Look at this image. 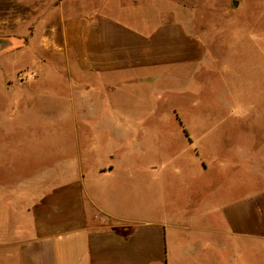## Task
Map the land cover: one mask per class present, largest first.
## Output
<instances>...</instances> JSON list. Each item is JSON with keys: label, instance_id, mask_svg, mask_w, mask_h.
Instances as JSON below:
<instances>
[{"label": "crops", "instance_id": "1", "mask_svg": "<svg viewBox=\"0 0 264 264\" xmlns=\"http://www.w3.org/2000/svg\"><path fill=\"white\" fill-rule=\"evenodd\" d=\"M19 2L26 6L19 53L44 58L40 67L27 63L24 74H32L30 65L35 81L47 67L55 75L39 95L70 107L72 148L70 155L57 150L58 163L43 174L21 180L17 200L0 197V264H264V132L248 134V151L224 144L233 129L251 128L261 101L204 106L216 125L198 133L182 126L183 149L137 145L146 108L178 101V113H170L182 125L186 110L199 105L196 94L212 95L211 84L229 76L216 70L211 37L149 4L100 0L97 9L76 4L70 15V0ZM14 18L7 16L10 26ZM184 152L200 165L188 187L172 180L182 175L175 161Z\"/></svg>", "mask_w": 264, "mask_h": 264}, {"label": "rangeland", "instance_id": "2", "mask_svg": "<svg viewBox=\"0 0 264 264\" xmlns=\"http://www.w3.org/2000/svg\"><path fill=\"white\" fill-rule=\"evenodd\" d=\"M28 3L31 0H22ZM78 1V2H77ZM122 5L133 4L154 5L169 8L170 19L180 17L185 20L187 26L194 33L210 38L208 50L217 57L218 64L216 70L230 71L229 76L224 75L218 78L219 81L211 84L212 95L201 96L196 94L194 101H198V107L194 106V112L186 110L185 121L175 122L173 113H178L174 108L168 107L169 98L165 99V107L153 106L146 108L150 111L149 117L139 116L137 124L139 137L137 145L140 147H161L167 143L172 151L179 150L183 145L182 126H191L195 132L207 130L211 126L215 115L204 114L207 105L218 104L220 101L233 98L240 100L235 103L246 107L252 101H261L262 106L258 109L257 118L250 117L251 128L237 129L230 132V148L235 150H249L251 143L249 133L260 128L264 132V0H119ZM85 3L88 8L99 7L100 0H70V15L72 8L76 4ZM26 7V6H25ZM25 7L19 0H0V197L15 199L20 188V181L30 179L36 173H42L40 169L55 165L59 159L56 154L61 149L66 155H70V107L62 104L64 102H46L40 98L39 94H45L43 90L50 79L55 75H49L51 70L46 68L44 75L37 78L34 69L28 67L30 75H25V65L31 64L34 68L42 64L43 56L38 52L19 53V48L25 43L23 41L25 28L19 25L18 17L25 15ZM8 15L14 16L13 26H10L13 19H7ZM33 29V28H32ZM11 34V35H10ZM31 47L35 51V42H31ZM27 56V57H26ZM48 63L50 59L46 60ZM50 64V63H49ZM49 71V72H48ZM216 74V73H214ZM64 81L63 74L56 76ZM215 77V76H214ZM216 81V77L214 78ZM228 80L231 82L227 87ZM34 83L43 87L31 90L9 89V84L14 83ZM214 86V87H213ZM50 93V92H49ZM55 93V92H54ZM189 94V92L187 93ZM26 95H33L32 99L23 101ZM37 95V99L34 97ZM64 95V93H63ZM203 95V94H202ZM214 99V100H212ZM151 100V99H150ZM148 102V101H147ZM178 107V108H179ZM211 106L209 110H220L219 107ZM182 108H179L181 111ZM191 109V108H190ZM195 109L197 111H195ZM139 114H143L142 112ZM155 117H152L154 116ZM196 116L199 122H191L190 118ZM220 115V114H219ZM159 116V117H158ZM56 117H64L58 119ZM151 118V121H145ZM156 118V119H155ZM216 123V122H215ZM261 123V125H260ZM133 127L136 125L133 124ZM218 131L217 128H215ZM150 134L154 136L150 137ZM183 149V148H182ZM185 153V152H184ZM175 164L182 170V175L173 177L178 179L185 186H190L192 181L200 178L197 158L185 153L176 159ZM210 180V177L207 176ZM176 188H172V196ZM182 187L180 188V192ZM178 193V195L180 194ZM184 194L179 195L177 202H183ZM193 203L197 202L193 193ZM18 204L16 201L15 205Z\"/></svg>", "mask_w": 264, "mask_h": 264}, {"label": "water", "instance_id": "3", "mask_svg": "<svg viewBox=\"0 0 264 264\" xmlns=\"http://www.w3.org/2000/svg\"><path fill=\"white\" fill-rule=\"evenodd\" d=\"M1 45H2V41L0 40V48H1Z\"/></svg>", "mask_w": 264, "mask_h": 264}]
</instances>
